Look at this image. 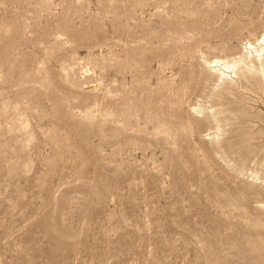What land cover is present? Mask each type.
I'll list each match as a JSON object with an SVG mask.
<instances>
[{
    "label": "rangeland",
    "instance_id": "1",
    "mask_svg": "<svg viewBox=\"0 0 264 264\" xmlns=\"http://www.w3.org/2000/svg\"><path fill=\"white\" fill-rule=\"evenodd\" d=\"M263 32L264 0H0V264H264V104L215 138L203 55Z\"/></svg>",
    "mask_w": 264,
    "mask_h": 264
},
{
    "label": "bare ground",
    "instance_id": "2",
    "mask_svg": "<svg viewBox=\"0 0 264 264\" xmlns=\"http://www.w3.org/2000/svg\"><path fill=\"white\" fill-rule=\"evenodd\" d=\"M253 39H248L245 44V51L242 49L239 52L233 53V57L230 59L228 56L215 55L213 57H209L202 53L204 55L206 68L212 75L211 79L214 78L217 84L220 83L219 85H225L221 92L216 94L214 101L215 104L220 106L222 105L218 110H216V113L211 116L215 119L214 123L216 125L219 121L226 123L227 119L230 118V115L233 114L232 110L229 108L230 105L232 103L239 104L241 101L243 102V100L247 98L246 93H251L259 104H264V35L256 38L255 40ZM215 93H217L216 90ZM215 93L213 91V94ZM201 110L202 108L199 106L197 111L201 112ZM238 112L241 113V116L244 115V111L242 112L238 110ZM215 115H220V118L218 117L217 119ZM210 123L213 122L210 121ZM220 129L221 127L218 124L216 131L211 134L215 138H219L221 132ZM258 135V131H251L248 135V139H251V144L254 143V146L247 149L246 160H250L251 158L256 159V157H252V155L259 149ZM226 145L228 146L229 151L234 150L230 139L226 140ZM258 161L260 165L264 167V154L261 159H258ZM251 176L255 181L259 180L258 173H252ZM215 195L219 196L218 192H215ZM224 200H228V197L222 196L221 201L223 202ZM258 206L264 210V201H259Z\"/></svg>",
    "mask_w": 264,
    "mask_h": 264
}]
</instances>
